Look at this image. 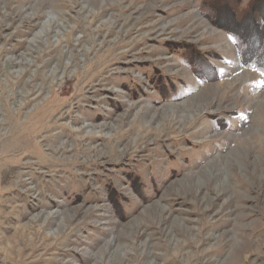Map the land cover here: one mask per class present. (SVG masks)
<instances>
[{"label":"rangeland","instance_id":"1","mask_svg":"<svg viewBox=\"0 0 264 264\" xmlns=\"http://www.w3.org/2000/svg\"><path fill=\"white\" fill-rule=\"evenodd\" d=\"M213 1L0 0V264H264V72Z\"/></svg>","mask_w":264,"mask_h":264},{"label":"trees","instance_id":"2","mask_svg":"<svg viewBox=\"0 0 264 264\" xmlns=\"http://www.w3.org/2000/svg\"><path fill=\"white\" fill-rule=\"evenodd\" d=\"M241 0H234V4L229 10V25L239 26L241 31H232L228 28H223L233 40L237 47L239 58L247 66L264 72V68L259 63L261 57L264 56V0H249L247 6L240 10L237 7ZM213 0H202L201 10L205 15L212 9ZM212 21V20H211ZM244 52L247 55L257 57L251 60H246Z\"/></svg>","mask_w":264,"mask_h":264},{"label":"bare ground","instance_id":"3","mask_svg":"<svg viewBox=\"0 0 264 264\" xmlns=\"http://www.w3.org/2000/svg\"><path fill=\"white\" fill-rule=\"evenodd\" d=\"M235 81V80H234ZM180 106V105H179ZM182 106V105H181ZM179 108V107H178ZM170 110L169 111H174L175 109H177L176 107H170L169 108ZM184 118L186 119L187 117L186 116H184Z\"/></svg>","mask_w":264,"mask_h":264}]
</instances>
